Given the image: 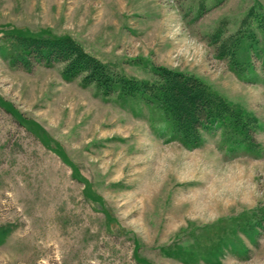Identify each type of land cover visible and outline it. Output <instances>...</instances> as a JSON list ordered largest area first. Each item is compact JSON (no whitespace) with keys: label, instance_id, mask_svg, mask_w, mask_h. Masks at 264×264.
I'll return each mask as SVG.
<instances>
[{"label":"rangeland","instance_id":"obj_1","mask_svg":"<svg viewBox=\"0 0 264 264\" xmlns=\"http://www.w3.org/2000/svg\"><path fill=\"white\" fill-rule=\"evenodd\" d=\"M251 9L264 0H0V264H264V81L218 50ZM14 35L71 38L138 83L196 77L255 119L256 148L220 130L189 149L139 98L16 63Z\"/></svg>","mask_w":264,"mask_h":264},{"label":"trees","instance_id":"obj_2","mask_svg":"<svg viewBox=\"0 0 264 264\" xmlns=\"http://www.w3.org/2000/svg\"><path fill=\"white\" fill-rule=\"evenodd\" d=\"M242 24L243 31L221 41L218 50H221L220 54L228 59L232 70L238 75L250 72L249 69L254 70L255 62L258 63L264 81V14L251 9ZM257 34L261 36L256 37ZM221 35L215 34L213 43L219 41ZM20 36L14 35V39L19 41V44L16 43L19 47L16 45L13 54L16 63L26 66L33 61L47 66L59 63L63 65L62 76L66 81L80 78L83 87L93 86L101 95L139 98L145 106H155L161 111L173 139L189 149L198 147L205 133L220 130L227 136L225 140L230 146L256 148L253 139L257 126L255 119L217 96L196 77L155 67V82L138 83L123 77L118 71L86 53L71 38ZM20 48L23 53H20ZM240 49L246 60L237 55ZM221 247L217 244L213 248L214 257L221 254ZM191 252H180L185 263L201 259L198 253ZM241 253L247 255V251Z\"/></svg>","mask_w":264,"mask_h":264}]
</instances>
